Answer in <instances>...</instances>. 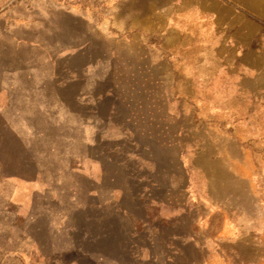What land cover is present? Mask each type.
Listing matches in <instances>:
<instances>
[{
    "label": "rangeland",
    "instance_id": "obj_1",
    "mask_svg": "<svg viewBox=\"0 0 264 264\" xmlns=\"http://www.w3.org/2000/svg\"><path fill=\"white\" fill-rule=\"evenodd\" d=\"M0 264H264V0H0Z\"/></svg>",
    "mask_w": 264,
    "mask_h": 264
}]
</instances>
